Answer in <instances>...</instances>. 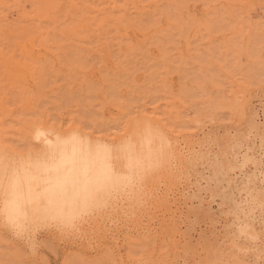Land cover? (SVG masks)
<instances>
[{
  "label": "rangeland",
  "instance_id": "obj_1",
  "mask_svg": "<svg viewBox=\"0 0 264 264\" xmlns=\"http://www.w3.org/2000/svg\"><path fill=\"white\" fill-rule=\"evenodd\" d=\"M0 264H264V0H0Z\"/></svg>",
  "mask_w": 264,
  "mask_h": 264
},
{
  "label": "bare ground",
  "instance_id": "obj_2",
  "mask_svg": "<svg viewBox=\"0 0 264 264\" xmlns=\"http://www.w3.org/2000/svg\"><path fill=\"white\" fill-rule=\"evenodd\" d=\"M85 157H88V155H86ZM67 159H65L66 161ZM87 171L85 170L82 174L83 176H80L77 172H76V168H74L73 166L71 167H67V166H63L65 168H63V172L62 175L64 176V178L62 177L61 179H56L55 184H57L56 186V190H54L53 193L57 194V196L64 198V197H68V198H74L77 195L81 194L82 191H86L88 189H90V187H93L92 184V179L91 174L97 173L98 171V165L95 167V165L92 163H86L85 164ZM65 171V173H64ZM48 177H46L47 179ZM13 180L15 181L13 184V188H12V196L10 198V200L7 201V203H5V213L7 212L8 215H10V219L11 218H16L17 216L22 215L23 209L26 206V203H28V201H33L35 199V194H34V188L30 185H28V187L25 188H21L20 184L21 181L19 180V177H17L16 175L14 176ZM15 189V193L13 194V191ZM53 193H49L48 197L49 199H51V194ZM16 223V222H15Z\"/></svg>",
  "mask_w": 264,
  "mask_h": 264
},
{
  "label": "snow or ice",
  "instance_id": "obj_3",
  "mask_svg": "<svg viewBox=\"0 0 264 264\" xmlns=\"http://www.w3.org/2000/svg\"><path fill=\"white\" fill-rule=\"evenodd\" d=\"M13 194H16V193H15V189H14V191H13Z\"/></svg>",
  "mask_w": 264,
  "mask_h": 264
}]
</instances>
